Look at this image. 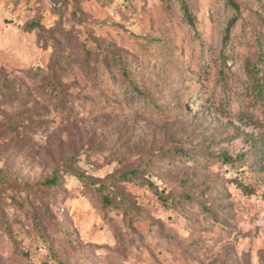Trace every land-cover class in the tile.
<instances>
[{"label":"rangeland","instance_id":"1","mask_svg":"<svg viewBox=\"0 0 264 264\" xmlns=\"http://www.w3.org/2000/svg\"><path fill=\"white\" fill-rule=\"evenodd\" d=\"M260 72L264 0H0V264H264Z\"/></svg>","mask_w":264,"mask_h":264},{"label":"trees","instance_id":"2","mask_svg":"<svg viewBox=\"0 0 264 264\" xmlns=\"http://www.w3.org/2000/svg\"><path fill=\"white\" fill-rule=\"evenodd\" d=\"M58 7L59 6H56V4H54V9ZM182 9L184 10L186 14L189 15V8L185 3L182 4ZM237 19H238L237 17L233 19V21L229 25L228 31L231 30V28L233 27ZM35 28L39 30H43V27H41L38 23H32L30 29H35ZM116 62L119 65V70L121 71L122 75L125 78H128L131 83H133L134 80L130 77L125 64L121 60H116ZM259 75H260V78H259L260 82H258L257 84L258 85L257 91L259 94H261V93H264V73L260 72ZM132 90L135 92L141 93V90L138 84H134V87L131 88V91ZM222 160L225 163H230L231 161L230 158H228L227 156H222ZM144 171L145 170L143 168L138 167L131 171H127L117 177L116 176L110 177L103 183L95 180L94 178L90 176H87L86 174H83L80 172H73V173H74V176L78 180H80L85 186L93 188L101 196L102 201L105 205L110 206L116 202L124 204V205L128 203V199L125 196L114 192L115 185L119 183H134L139 186H142V185L151 186L152 185V183L148 182L144 178H141L142 173ZM39 185H41L44 188L57 189L61 187V179L57 174H54L52 177H49L43 180ZM243 187H244V190L248 191L250 194L254 193V190H252V188H248V186H243Z\"/></svg>","mask_w":264,"mask_h":264}]
</instances>
